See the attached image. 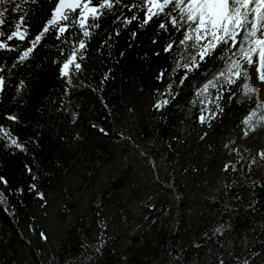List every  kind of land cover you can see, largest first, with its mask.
Listing matches in <instances>:
<instances>
[{"label": "trees", "instance_id": "trees-1", "mask_svg": "<svg viewBox=\"0 0 264 264\" xmlns=\"http://www.w3.org/2000/svg\"><path fill=\"white\" fill-rule=\"evenodd\" d=\"M57 2L0 5L23 10L5 14L6 35L25 13L28 32L23 41H7L13 51L0 50V126L25 147L0 140V176L8 181L0 182V264H264V177L245 174L264 151V129L243 135L241 121L256 108L255 95L249 99L239 87L244 81L224 85L219 101L217 89L198 98V87L225 67L217 58L179 85L181 50L164 48L181 34L160 30L164 17L142 28L139 10V19L125 24L134 13L124 5L135 0L114 5L98 27L89 18V37L78 22L60 39L53 27L13 68ZM81 39L82 70L70 66L69 85L61 67ZM161 71L167 74L158 81ZM168 84L176 99L157 111L153 104ZM204 108L210 119L202 125ZM226 164L234 168L226 171Z\"/></svg>", "mask_w": 264, "mask_h": 264}, {"label": "snow or ice", "instance_id": "snow-or-ice-1", "mask_svg": "<svg viewBox=\"0 0 264 264\" xmlns=\"http://www.w3.org/2000/svg\"><path fill=\"white\" fill-rule=\"evenodd\" d=\"M9 2V0H0V5ZM27 2V0H25ZM35 2V0H32ZM122 4V0H58L53 10L52 17L47 21L43 29L35 35L34 39L30 40V47H27L17 58L12 65L13 68L27 61L53 27L57 28V39L68 32L69 27L78 22L82 35L89 37L91 33L87 30L86 24L89 18L93 21L91 26L98 27L96 21L103 15L107 14L114 8V5ZM128 11L134 14L125 18V24L138 20L139 16L134 10H139L144 13V19L141 22V27L154 22L160 17L165 18V22L159 23V29L165 32L175 31L181 34L178 42L172 40L168 43L164 52L171 54L175 49H180L179 58L176 60V68H183L184 75L180 77L179 85H183L189 78V74L201 68L203 63L209 59H217L224 61L225 67L212 79H206V82L198 87L196 96L199 98L210 94V89H217L215 99L217 101L224 98L223 93L227 91L224 85H236L237 81L243 80L244 83L239 85L242 87L243 94L251 99L252 95L256 97V108L252 109L248 115L241 121L245 130V137L250 134L264 129V115H258V112L264 111V100L260 98L261 89L254 86L252 81L251 69H255L257 79L261 84H264V0H135V2L124 5ZM79 9L78 16L76 15ZM21 12L22 7L16 3L9 10L5 8L0 11V26L7 23L5 14L7 12ZM26 13L20 15L15 23L14 30L10 34H5V31L0 27V50L13 51L7 41L25 40L28 37L26 24ZM64 21L66 23L61 24ZM119 33L117 32V35ZM133 37L136 33L132 34ZM155 43V41H153ZM86 43L83 39L78 41V47L74 48L71 54L67 57L61 67V77L65 78L69 85H72L70 66H74V71L82 70L81 63L77 62L79 53L85 49ZM194 52V54H193ZM159 55V53H157ZM255 57V58H254ZM82 59V57H79ZM181 61H185L181 63ZM245 64L247 67H245ZM176 69H173L175 72ZM4 69L0 68V93H3L6 87V78L3 74ZM166 71H161L157 75V80L160 81L165 77ZM107 75L105 79H107ZM24 86V81H20L17 89ZM173 84H168L164 92H159L161 99H158L153 107L157 111H161L171 104L176 96L173 94ZM227 99L231 100L232 96L228 95ZM201 103L203 101L201 100ZM216 109L223 111L222 106L217 103ZM207 108L201 110L198 117L200 124H206L210 117H206L204 112ZM131 111V109H129ZM216 115L212 113V117ZM8 120L15 121L17 118L14 115H9ZM93 127H97L93 125ZM101 133H105L103 128H100ZM7 138L9 146L15 147L20 151H25V147L21 144L12 133L0 126V140ZM203 140L204 137L201 136ZM228 147V145H225ZM142 155H145L142 153ZM264 160V151L259 154ZM151 162V161H150ZM255 162V161H253ZM225 170L234 168V165H225ZM28 171H31L29 168ZM36 177L33 176V180ZM0 182L7 185L8 181L0 176ZM30 190L35 191L36 185L32 184ZM39 198L44 201L45 196L37 192ZM5 193L0 191V205L5 203ZM220 230L217 229V232ZM40 236L46 240L47 236L41 232ZM102 246V245H101ZM98 252L100 248L96 249Z\"/></svg>", "mask_w": 264, "mask_h": 264}, {"label": "rangeland", "instance_id": "rangeland-1", "mask_svg": "<svg viewBox=\"0 0 264 264\" xmlns=\"http://www.w3.org/2000/svg\"><path fill=\"white\" fill-rule=\"evenodd\" d=\"M245 67H247L246 64H245ZM250 71H251L252 77H253L251 83L254 86L259 87L261 89L260 98L262 100H264V84H261L258 81L257 74L255 73L254 68L251 69ZM253 161H255V162H253ZM245 174L249 179H257V178L264 177V160H262L260 158V156L258 155V157L255 160H252L247 164V166L245 168Z\"/></svg>", "mask_w": 264, "mask_h": 264}, {"label": "water", "instance_id": "water-1", "mask_svg": "<svg viewBox=\"0 0 264 264\" xmlns=\"http://www.w3.org/2000/svg\"><path fill=\"white\" fill-rule=\"evenodd\" d=\"M78 10H79V9H78ZM78 10H77V11H78Z\"/></svg>", "mask_w": 264, "mask_h": 264}]
</instances>
